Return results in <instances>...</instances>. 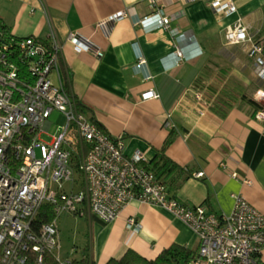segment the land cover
Returning a JSON list of instances; mask_svg holds the SVG:
<instances>
[{
  "label": "crops",
  "instance_id": "obj_1",
  "mask_svg": "<svg viewBox=\"0 0 264 264\" xmlns=\"http://www.w3.org/2000/svg\"><path fill=\"white\" fill-rule=\"evenodd\" d=\"M210 1L157 0L152 6L148 0H0V22L15 37L44 43L55 31L69 92L87 107L88 118L123 140L126 155L139 152L149 165L171 138L164 153L188 174L167 188L170 196L227 214L240 194L264 214V121L239 99L245 94L257 101L264 79L248 56L250 42L230 44L224 37L227 26L240 20L251 40L263 42L264 0H234L236 11L228 16L215 12ZM130 8L134 17L158 9L169 16L171 28L186 35L179 46L189 57L174 64L176 37L162 28L144 29L134 17L102 24ZM71 32L87 39L92 50L74 51L67 41ZM138 52L146 69L136 73ZM149 90L157 96L143 99ZM129 216L137 229L127 226ZM90 227L84 249L97 264L127 249L154 259L173 243L198 248L187 224L152 204L130 202L111 221L95 218Z\"/></svg>",
  "mask_w": 264,
  "mask_h": 264
},
{
  "label": "built area",
  "instance_id": "obj_2",
  "mask_svg": "<svg viewBox=\"0 0 264 264\" xmlns=\"http://www.w3.org/2000/svg\"><path fill=\"white\" fill-rule=\"evenodd\" d=\"M148 2L155 6L157 0ZM209 4L227 16L236 11L234 0ZM134 15L130 8L102 24ZM134 22L176 37L174 64L189 57L179 46L185 33L172 29L171 18L160 9L134 17ZM224 37L230 44L250 42L248 56L254 60L256 75L264 79L263 42L251 40L240 20L227 26ZM67 41L76 52L92 50L78 33H69ZM14 50L19 52L16 60L11 56ZM24 65L27 75L21 70ZM133 68L136 73L146 69L139 52ZM155 96L153 90L142 94L143 99ZM254 98L262 105L255 118L264 121V90L257 89ZM76 106V98L64 85L61 45L53 29L47 43L32 36L10 40L0 36V264H46L48 256L55 264H74L72 258L60 255L58 216L67 212L109 222L133 201L161 207L190 227L198 248L189 264H263L264 214L242 195L233 196L227 214L184 205L168 194L139 152L126 155L120 137H111ZM53 112L63 115L65 122L45 142L41 135L48 133ZM43 205H48L52 218L38 222ZM127 226L139 227L134 216L127 218Z\"/></svg>",
  "mask_w": 264,
  "mask_h": 264
},
{
  "label": "trees",
  "instance_id": "obj_3",
  "mask_svg": "<svg viewBox=\"0 0 264 264\" xmlns=\"http://www.w3.org/2000/svg\"><path fill=\"white\" fill-rule=\"evenodd\" d=\"M0 36L2 38L5 37L8 40L15 37L9 32V30L2 22H0ZM263 50H264V41H263ZM18 54L19 52L17 50H14L11 56L14 60H16V58H18ZM26 61H24V64H27ZM21 70L25 75H27V70L25 69V65L21 67ZM64 85L68 90L67 76H65L64 78ZM239 99L241 101L245 100L253 107L255 111L262 107V105L259 102L255 101L251 97H247L245 94H239ZM76 103H77L76 107L79 111H81L84 114L89 113L85 105L80 103L78 100H76ZM89 117L91 119V116ZM94 122L98 125L96 121ZM170 140L171 138L166 139L162 148L155 154L149 165L144 163L148 169L152 170L155 173L157 180L163 183L166 186V188H168L169 186L176 187L180 183V180H183L188 174V172L184 169V167L178 165L177 163H175L165 155L164 151L166 146L169 144ZM51 218H52V214L51 211L49 210L48 205H43L38 213L37 221L38 222L48 221ZM196 255H197V250L190 249L184 245L173 243L167 248H164L154 259H147L142 255L138 254L136 251L132 249H127L121 257L110 258L105 264H189V262L193 258H195ZM73 262L74 264H97L91 259L86 249L83 250L81 258L73 259ZM46 264H55V262L52 260L51 257L48 256L46 258Z\"/></svg>",
  "mask_w": 264,
  "mask_h": 264
},
{
  "label": "rangeland",
  "instance_id": "obj_4",
  "mask_svg": "<svg viewBox=\"0 0 264 264\" xmlns=\"http://www.w3.org/2000/svg\"><path fill=\"white\" fill-rule=\"evenodd\" d=\"M264 104V102H262ZM52 125L48 133H42L41 140L49 142L54 134L58 133V125L65 122V118L58 112H53L50 116ZM95 218L79 216L73 213H61L57 218L58 238L60 240V255L79 259L84 248L89 242L90 225Z\"/></svg>",
  "mask_w": 264,
  "mask_h": 264
}]
</instances>
